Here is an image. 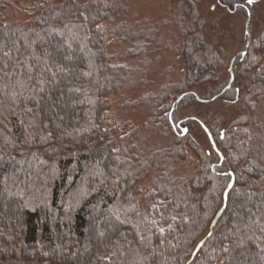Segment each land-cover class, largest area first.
Segmentation results:
<instances>
[{"label":"trees","instance_id":"16d2710c","mask_svg":"<svg viewBox=\"0 0 264 264\" xmlns=\"http://www.w3.org/2000/svg\"><path fill=\"white\" fill-rule=\"evenodd\" d=\"M23 1L30 18L4 22L1 11ZM125 1L0 0V264H186L231 174L189 264H264V28L230 87L221 93L228 71L198 94L220 62L190 21L183 80L171 85L182 98L170 103L167 86L153 95L173 137L138 149V128L121 137L105 125L108 96L132 76L108 53L107 25L132 51L150 38L118 21ZM216 1L251 19L252 2ZM185 102L197 107L182 118ZM196 125L202 143L182 134Z\"/></svg>","mask_w":264,"mask_h":264},{"label":"rangeland","instance_id":"374dc122","mask_svg":"<svg viewBox=\"0 0 264 264\" xmlns=\"http://www.w3.org/2000/svg\"><path fill=\"white\" fill-rule=\"evenodd\" d=\"M125 2L127 10L121 13L118 21L125 20L134 24L140 33L146 32L151 39L146 36L137 39L136 43L140 46H135L132 51L134 43L121 41L113 34L112 26L105 27L109 42L108 53L117 63L132 68L130 82L108 96L109 108L105 125L108 129L116 127L121 137L126 136L131 129L138 128V135L134 140L138 149L165 146L171 141L173 134L169 125L163 123L160 115L152 113L153 108L159 105L153 95L167 86L170 91L166 98L170 103L174 100L176 102V97H180L178 92H173L171 85L179 84L183 80L185 66L181 60L183 54L181 42L186 27L190 21L196 23L198 17L200 22L198 30L202 33L204 41L210 42L211 49L220 62L215 70L217 78L197 88L198 94H201L200 90L204 87L209 86L212 89L217 83L228 81L227 72L231 58L240 53L248 42L245 33L246 20L243 15L233 16L224 13L217 6L216 0H188L180 5L179 0ZM251 6L253 12L249 21L250 42L264 28V0H253ZM186 8L195 11V19L194 15L190 18V11ZM1 14L4 22L8 23H21L31 16L28 3L24 1L12 3L3 9ZM145 42L147 48L143 49L141 45ZM196 107V104L185 102L179 114L185 118L195 112ZM219 108H223V105ZM183 128H186L185 133L189 132L199 143L204 142L199 126L191 127L189 131L187 127L182 126Z\"/></svg>","mask_w":264,"mask_h":264},{"label":"water","instance_id":"95a60500","mask_svg":"<svg viewBox=\"0 0 264 264\" xmlns=\"http://www.w3.org/2000/svg\"><path fill=\"white\" fill-rule=\"evenodd\" d=\"M249 20H250V16L248 15V16H247V20H246V24H245V33H246V35H247V37H248V42H247L246 46L244 47V49H243L240 53L235 54V55L231 58V60H230V66H229L230 79H229L228 84H227V85L221 90V93H223V92H224L226 89H228V88L230 87V85H231V82H232V80H233V76H234V75H233V71H232V67H233V64H234V62H235L237 56H238V55L243 56V55L246 53V51H247V49H248V47H249V43H250ZM181 97H182V96H180L178 99H181ZM201 125H202V127L204 128L205 132L207 133L208 138H209V140H210V142H211V144H212L213 149H214L215 151H217V153L220 155V158H221V160H222V155H221V153L217 150L216 145H215V142H214V140H213V138H212V136H211L209 130L205 127V125H204L203 123H201ZM185 132H186V128H183V129H182V133L185 134ZM233 183H234V175L231 174V179H230V181H229V183H228V185H227V187H226V189L224 190V193H223V203H222V206L220 207V209L217 211V213H216L215 216L213 217V219H212V221H211V224H210V226H209V230H208V232L205 234V236H204L201 240H199V241L197 242V244H196V246H195V248H194V250H193V252H192V254H191V257H190L189 261H188L186 264H189V263H190V261L195 257V255H196L197 252L199 251V249L204 245V243L206 242V240H207V239L210 237V235L212 234V229H213L214 225L216 224V222H217V220L219 219L220 215L222 214L224 208L226 207V202H227L228 192H229L230 189L232 188ZM229 185H231V187H229Z\"/></svg>","mask_w":264,"mask_h":264},{"label":"snow or ice","instance_id":"6c2138e0","mask_svg":"<svg viewBox=\"0 0 264 264\" xmlns=\"http://www.w3.org/2000/svg\"><path fill=\"white\" fill-rule=\"evenodd\" d=\"M248 2H249V3H251V2H252V0H248ZM229 187H231V185H229Z\"/></svg>","mask_w":264,"mask_h":264}]
</instances>
